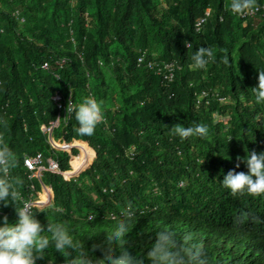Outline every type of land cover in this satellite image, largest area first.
<instances>
[{"label":"trees","instance_id":"16d2710c","mask_svg":"<svg viewBox=\"0 0 264 264\" xmlns=\"http://www.w3.org/2000/svg\"><path fill=\"white\" fill-rule=\"evenodd\" d=\"M230 3L0 0V149L13 153L8 175L22 197L0 203V222L7 217L15 223L16 209L32 200V187L40 192L45 185L52 190V202L32 213L45 229L49 223H64L76 245L61 253L51 247L36 264L71 263L81 251L96 264L103 255L98 246L106 244L121 218L128 219L129 232L117 250L127 248L146 264L155 235L163 229L181 240L191 237L211 264H264V194H233L221 185L229 171L247 173L238 157L264 153V102L257 103L252 90L264 71V18L245 26L228 14L222 22ZM207 5L215 18L198 35L194 25ZM201 46L212 50L210 63L190 70ZM139 47L150 49L158 61L179 62L182 68L171 88L137 67ZM61 59L68 61L63 68L56 64ZM45 63L49 69L42 68ZM204 89L231 101L196 110L194 94ZM55 95L73 105L95 98L106 121L97 124L92 136L79 135L75 114L66 121ZM217 113L229 117V137ZM58 117L54 141L87 143L96 157L77 179L66 181L48 172L41 181L30 180L24 157L38 152L71 169L68 154L52 152L41 129ZM176 124H203L208 134L181 139L170 131ZM79 148L86 159L93 157L86 146ZM74 164L79 167V160Z\"/></svg>","mask_w":264,"mask_h":264},{"label":"clouds","instance_id":"9594fccd","mask_svg":"<svg viewBox=\"0 0 264 264\" xmlns=\"http://www.w3.org/2000/svg\"><path fill=\"white\" fill-rule=\"evenodd\" d=\"M256 0H231L228 9L220 16V21H224L228 14L238 16L242 19L243 24L248 26L249 24H257L253 22L257 17L264 18V10L262 6L256 5ZM260 8L254 16L243 17V15L250 12L252 9ZM215 10L211 5H207L204 8V14L199 18L195 25L194 30L198 35H204L210 20L215 18ZM15 17L19 19L21 23H25V19L21 18L20 12H15ZM186 46L191 48L192 44L186 42ZM137 67L144 68L150 72L155 73L162 80V85L167 88H171L176 79L178 71L181 70V66L178 61L163 62L158 61L155 54L151 53L147 47H139L137 50ZM212 57V50L207 47H199L192 55L193 63L190 64V70L203 69L208 63H210ZM65 61L62 63V61ZM68 61L66 59L59 60L56 64L63 68ZM48 64V63H45ZM44 64V65H45ZM49 69V64L47 68ZM256 95L257 103L264 102V71H259L258 86L252 89ZM211 95H214L212 97ZM174 94L171 95L173 97ZM55 97H60V101L56 102ZM54 103L58 106V109L64 111L66 121H69L75 114V120L78 123L77 133L81 136H92L95 132L96 126L100 121H106L103 119L102 104L95 98H85L79 104L73 105L72 102L68 104L63 103L60 95L53 97ZM213 101H217L221 104H229L231 101L230 96L222 97L211 91L204 89L197 91L194 94V107L196 110H201L207 107ZM62 106V108L59 107ZM205 106V107H204ZM113 112H118L117 107L111 108ZM215 119L223 125L224 137H229V117L225 114L217 113L214 115ZM60 117L57 121L51 122L50 126L42 125L41 129L47 138L50 150L63 151L69 156L71 169L62 168L58 158H45V163L48 160L58 162L62 171H66L71 178H66L60 173L46 171L40 178H29L28 170L26 169L27 176L30 180L41 181L45 173H55L62 176L66 181L77 179L85 170H87L92 164L91 161L95 159L96 152L87 144L84 145L91 151H93V157L89 160L83 156V153H79L80 143L79 141L71 144L56 142L53 139V131L59 125ZM1 125V122H0ZM171 133L181 139H188L193 136L204 137L208 134V128L199 124L195 127H185L181 124H176L171 127ZM1 141L2 136L0 134ZM0 141V143H1ZM76 144V145H75ZM79 150H78V149ZM73 149L78 150V154L73 153ZM37 153V154H38ZM135 148H130V155L134 156ZM36 154V155H37ZM80 154V155H79ZM34 155V156H36ZM33 157V156H25ZM24 157V159H25ZM13 153L8 148L0 149V203L5 206L10 204L9 201H21L22 197L17 191L12 179L9 178L10 162L12 161ZM238 161L243 163L248 169L245 172L229 171L226 175H223L221 185L230 190L233 194L246 191L249 194H264V153L248 152L245 157L237 158ZM79 160L80 166H75L74 162ZM92 161V162H93ZM84 162V163H83ZM88 162H90L88 164ZM25 167V166H24ZM240 167V163L236 165ZM75 168L81 170L80 173H74ZM181 186L183 184L181 183ZM43 188L50 189L45 185L41 186L40 192H36L33 189L32 200L25 201L24 206L20 209H16L18 219L15 223H9L8 218L4 217L0 222V264H36L38 258H42L48 249L54 247L56 252H63L66 249L74 250L76 245L73 242L72 236L67 227L62 222L49 223L47 228L40 223L36 216L32 213L34 207L41 209L49 206L53 199V193L51 190L48 205L41 207L37 204L38 194H40ZM33 197L35 199L33 200ZM114 218H116L114 216ZM129 232L128 219L121 218L115 225V230L112 235L107 239L106 244L99 245L102 250V257L96 260V264H146L145 259L138 258L133 255L127 248H120L117 250V244L127 238ZM51 235V240L48 235ZM94 264V262H88L87 255L84 251H81L79 256L73 257L71 263L68 264ZM52 264V263H46ZM147 264H211L210 258L201 249L199 244L192 242L191 237H184L182 240L178 238L177 234L170 229H163L156 233L154 242L147 252Z\"/></svg>","mask_w":264,"mask_h":264},{"label":"built area","instance_id":"2783aa9c","mask_svg":"<svg viewBox=\"0 0 264 264\" xmlns=\"http://www.w3.org/2000/svg\"><path fill=\"white\" fill-rule=\"evenodd\" d=\"M262 9L264 10V6L262 7ZM260 10H261L260 8L252 9L250 12L243 15V17L254 16ZM64 62L65 61L63 60L62 63H64ZM47 67H48V64H45L44 68H47ZM54 100L56 102H59L60 97H55ZM59 107L62 108L61 105H59ZM0 141H1V137H0ZM24 166L28 170V175H29V178H31V179L32 178H40L43 175V173L46 171L60 173V174L64 175L67 179L71 178V175H69L66 171L61 170L58 162L50 159L47 161V163H45L44 157L40 153H38L36 156H33V157H25ZM74 171H75L74 173H77V174L81 172V170H79L78 168H75ZM64 264H68V263H64ZM90 264H92V263H90Z\"/></svg>","mask_w":264,"mask_h":264},{"label":"rangeland","instance_id":"374dc122","mask_svg":"<svg viewBox=\"0 0 264 264\" xmlns=\"http://www.w3.org/2000/svg\"><path fill=\"white\" fill-rule=\"evenodd\" d=\"M81 145H87V144H83L80 143ZM76 145V144H75ZM78 149V148H77ZM79 150V149H78ZM79 153L81 154V150H79ZM85 154H87L86 152H84ZM79 154V155H80ZM82 156V154H81ZM85 156V155H84ZM92 160V159H91ZM93 161V160H92ZM91 161V163H92ZM90 162H88L89 164ZM90 163V164H91ZM51 190L47 189V188H43L42 192L40 194H38V201L37 204L41 207H46L48 205V200H49V196H50Z\"/></svg>","mask_w":264,"mask_h":264},{"label":"bare ground","instance_id":"6f19581e","mask_svg":"<svg viewBox=\"0 0 264 264\" xmlns=\"http://www.w3.org/2000/svg\"><path fill=\"white\" fill-rule=\"evenodd\" d=\"M137 152V151H136ZM83 156H84V153H83ZM191 221V220H190ZM216 229V228H215ZM258 257V256H257Z\"/></svg>","mask_w":264,"mask_h":264}]
</instances>
